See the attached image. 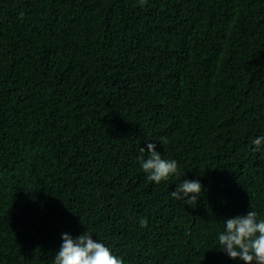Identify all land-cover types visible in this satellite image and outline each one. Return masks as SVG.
I'll list each match as a JSON object with an SVG mask.
<instances>
[{"label": "trees", "instance_id": "16d2710c", "mask_svg": "<svg viewBox=\"0 0 264 264\" xmlns=\"http://www.w3.org/2000/svg\"><path fill=\"white\" fill-rule=\"evenodd\" d=\"M258 137L264 0H0V264L86 231L123 264H244L218 236L264 219ZM148 143L177 175L147 179Z\"/></svg>", "mask_w": 264, "mask_h": 264}, {"label": "clouds", "instance_id": "9594fccd", "mask_svg": "<svg viewBox=\"0 0 264 264\" xmlns=\"http://www.w3.org/2000/svg\"><path fill=\"white\" fill-rule=\"evenodd\" d=\"M262 143L264 137L254 139L253 151H260ZM147 148L149 156L147 160L141 156L140 163L149 181L158 185L178 174L176 160L163 159L153 143H148ZM140 151L143 153L145 149L141 148ZM202 191L203 186L199 180H184L171 195L191 205L198 201ZM223 224L224 230L218 236L219 250L244 264H264V219L258 220L257 213L251 210L247 215L229 218ZM146 226L147 220H142L141 227ZM54 264H123V261L86 231L77 237L68 233L62 234V245L54 257Z\"/></svg>", "mask_w": 264, "mask_h": 264}]
</instances>
